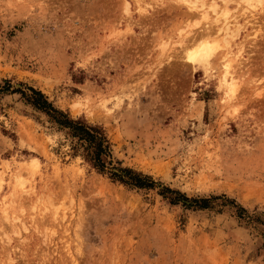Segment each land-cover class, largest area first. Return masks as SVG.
<instances>
[{"label":"rangeland","instance_id":"obj_1","mask_svg":"<svg viewBox=\"0 0 264 264\" xmlns=\"http://www.w3.org/2000/svg\"><path fill=\"white\" fill-rule=\"evenodd\" d=\"M5 80L102 127L123 167L220 198L114 181L1 94L0 264H264V0H0Z\"/></svg>","mask_w":264,"mask_h":264},{"label":"trees","instance_id":"obj_2","mask_svg":"<svg viewBox=\"0 0 264 264\" xmlns=\"http://www.w3.org/2000/svg\"><path fill=\"white\" fill-rule=\"evenodd\" d=\"M9 93L21 94L26 105L35 111L45 113L49 122L58 129L67 130V133L76 140L74 147L76 151H79L98 172L108 174L114 181L137 189L160 187V194L169 199L171 204L183 203L187 207L208 208L211 200L220 198L189 199L181 191L163 185L149 174L123 167L120 161L115 162L112 145L102 127L72 119L68 113L57 108L49 97L39 89L34 87H26V90L17 89L12 86L11 81L5 80L0 83V95ZM222 198L227 202L235 203L226 195H223ZM239 209L244 210L242 207Z\"/></svg>","mask_w":264,"mask_h":264},{"label":"bare ground","instance_id":"obj_3","mask_svg":"<svg viewBox=\"0 0 264 264\" xmlns=\"http://www.w3.org/2000/svg\"><path fill=\"white\" fill-rule=\"evenodd\" d=\"M244 1H246L248 4L251 5L252 0H244ZM256 1L261 3L263 0H256ZM192 7L197 8L196 3H194L192 5ZM213 8H215V7L213 6ZM225 25H226V30L228 32V30H229L228 21H225ZM223 40H225V38ZM215 49H217L216 43L211 42V40H209L208 37H204L197 45H195V47H192L191 50L189 49L190 51L188 52V55L187 54L186 55H187L188 60L193 62V63L202 62L205 59H207L210 55H212L214 53ZM228 74H229V71L226 70L224 75H223V78H224L223 82L226 85L228 95L232 96V94H234L235 89H236V76L233 75L232 77L228 78ZM0 186H1V180H0Z\"/></svg>","mask_w":264,"mask_h":264}]
</instances>
